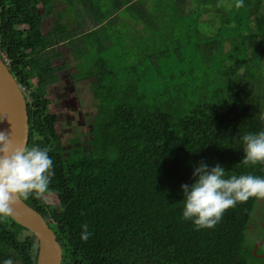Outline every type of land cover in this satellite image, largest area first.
<instances>
[{
	"label": "trees",
	"instance_id": "obj_1",
	"mask_svg": "<svg viewBox=\"0 0 264 264\" xmlns=\"http://www.w3.org/2000/svg\"><path fill=\"white\" fill-rule=\"evenodd\" d=\"M61 44L71 81L90 80L96 100L86 148L77 137L65 148L50 108L73 62ZM0 50L24 87L27 146L53 160L45 197L22 200L54 230L60 264H264L250 225L264 199L197 230L181 188L200 162L264 177V165L241 162V137L264 131V0H0ZM37 249L0 217V264H36Z\"/></svg>",
	"mask_w": 264,
	"mask_h": 264
},
{
	"label": "clouds",
	"instance_id": "obj_2",
	"mask_svg": "<svg viewBox=\"0 0 264 264\" xmlns=\"http://www.w3.org/2000/svg\"><path fill=\"white\" fill-rule=\"evenodd\" d=\"M235 7H244V0H235ZM264 122V114L260 115ZM244 165H264V131L241 137ZM48 148L17 145L11 135L0 132V217H10L20 199L30 196L43 199L55 175ZM194 182L183 184V218L192 221L197 230L215 227L226 211L250 198L264 199V177L253 174L226 177L224 167L209 168L200 162L193 170ZM82 225L81 240L87 242L92 233ZM3 264H13L11 258Z\"/></svg>",
	"mask_w": 264,
	"mask_h": 264
},
{
	"label": "water",
	"instance_id": "obj_3",
	"mask_svg": "<svg viewBox=\"0 0 264 264\" xmlns=\"http://www.w3.org/2000/svg\"><path fill=\"white\" fill-rule=\"evenodd\" d=\"M28 111L24 89L0 58V132L11 135L17 145L27 146ZM33 233L38 242L36 264H60L62 248L43 216L22 199L10 216Z\"/></svg>",
	"mask_w": 264,
	"mask_h": 264
},
{
	"label": "rangeland",
	"instance_id": "obj_4",
	"mask_svg": "<svg viewBox=\"0 0 264 264\" xmlns=\"http://www.w3.org/2000/svg\"><path fill=\"white\" fill-rule=\"evenodd\" d=\"M58 7V5H56ZM89 24V23H88ZM51 18H46L43 21V29L47 30L51 27ZM90 27V24H89ZM65 54L72 57V61L67 66L64 72L63 79L60 83L54 85V88L49 89L51 98L50 108L58 115L57 131L65 142V148L69 147L70 138L77 137L83 147L86 148L85 125L90 124L92 116L95 113L96 100L92 96L90 88V80L72 82L69 77V71L73 70L74 57L70 54V50L65 48L64 44L60 45ZM68 58V57H67ZM258 97L264 100V73L258 86ZM78 133L80 135H78ZM258 218V217H257ZM255 224V219H253ZM250 229V228H249Z\"/></svg>",
	"mask_w": 264,
	"mask_h": 264
},
{
	"label": "flooded vegetation",
	"instance_id": "obj_5",
	"mask_svg": "<svg viewBox=\"0 0 264 264\" xmlns=\"http://www.w3.org/2000/svg\"><path fill=\"white\" fill-rule=\"evenodd\" d=\"M262 202H263V199L259 201V203H262ZM257 212L260 214V216L257 218L259 221L254 224L253 229H255L256 231L258 230L259 233H262V236L260 240L256 239L255 244L253 246V254L262 258L264 261V249L262 248V245H264V211L262 212L261 210L258 209ZM257 225L260 226V229H258ZM259 247H261V251L257 252V249Z\"/></svg>",
	"mask_w": 264,
	"mask_h": 264
},
{
	"label": "built area",
	"instance_id": "obj_6",
	"mask_svg": "<svg viewBox=\"0 0 264 264\" xmlns=\"http://www.w3.org/2000/svg\"><path fill=\"white\" fill-rule=\"evenodd\" d=\"M0 58L3 60L6 66H9V59L1 50H0ZM22 89H24V87H22Z\"/></svg>",
	"mask_w": 264,
	"mask_h": 264
}]
</instances>
